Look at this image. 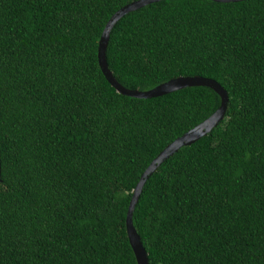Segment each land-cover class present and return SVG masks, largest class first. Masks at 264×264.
<instances>
[{
  "label": "trees",
  "instance_id": "trees-1",
  "mask_svg": "<svg viewBox=\"0 0 264 264\" xmlns=\"http://www.w3.org/2000/svg\"><path fill=\"white\" fill-rule=\"evenodd\" d=\"M138 0H0V264H136L125 229L150 162L216 111L207 87L121 95L97 61ZM129 90L212 79L225 115L146 179L132 224L148 264H264V0H160L112 26Z\"/></svg>",
  "mask_w": 264,
  "mask_h": 264
},
{
  "label": "water",
  "instance_id": "water-1",
  "mask_svg": "<svg viewBox=\"0 0 264 264\" xmlns=\"http://www.w3.org/2000/svg\"><path fill=\"white\" fill-rule=\"evenodd\" d=\"M160 0H138L132 2L117 12H115L110 19L107 21L98 41L97 48V61L99 68L105 78V80L111 85L112 88L116 90L121 95H125L132 98H140V99H149L155 98L159 96H163L169 94L171 92L189 88V87H207L213 90L220 97L219 107L216 109L214 113H212L207 119L203 122L183 134L181 137L175 139L172 143H170L165 149H163L157 157H155L148 167L142 173L137 185L135 186L132 197L129 201L126 217H125V229L127 239L129 241V245L132 249V252L135 257L136 264H148L147 253L142 246L139 235L137 234L133 224H132V212L135 204L139 198L142 187L146 181V179L157 169V167L165 161L169 156H171L174 152H176L180 147L190 145L200 139L201 137L208 134L212 128L218 125V123L223 119L227 103L228 96L226 91L217 83L216 81L204 77H190V76H180L173 79H170L151 90L148 91H138V90H129L120 85L116 79L114 78L112 72L108 69L105 53L106 47L109 39V33L112 26L115 22L122 17L125 13L129 11H133L140 7H143L147 4H151L154 2H158ZM215 2H237L242 0H212Z\"/></svg>",
  "mask_w": 264,
  "mask_h": 264
}]
</instances>
